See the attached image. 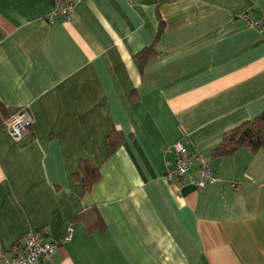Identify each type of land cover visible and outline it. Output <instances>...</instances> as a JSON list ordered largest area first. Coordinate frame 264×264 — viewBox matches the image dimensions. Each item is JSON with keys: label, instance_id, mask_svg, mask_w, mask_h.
I'll return each mask as SVG.
<instances>
[{"label": "crops", "instance_id": "obj_1", "mask_svg": "<svg viewBox=\"0 0 264 264\" xmlns=\"http://www.w3.org/2000/svg\"><path fill=\"white\" fill-rule=\"evenodd\" d=\"M50 10L0 0V110L32 118L16 145L0 112V252L43 228L58 245L36 264H264V150L214 152L242 122L264 127V39L241 18L264 0H78L52 23ZM184 134L217 176L202 189L165 177L164 147ZM83 158L100 171L86 193Z\"/></svg>", "mask_w": 264, "mask_h": 264}, {"label": "built area", "instance_id": "obj_2", "mask_svg": "<svg viewBox=\"0 0 264 264\" xmlns=\"http://www.w3.org/2000/svg\"><path fill=\"white\" fill-rule=\"evenodd\" d=\"M77 2L78 0H50L51 10L46 16L47 21L52 23L59 17L70 20ZM241 18L264 39V12L257 18L245 12ZM31 125L32 118L25 107L15 110L3 123L10 140L16 145L24 144ZM189 145L190 139L184 134L176 142L164 147V153L172 155V159H166L165 177L173 184L189 174L190 183L197 189H202L215 181L217 176L210 162L198 152L190 151ZM192 171H195V174H191ZM71 232L69 228L66 240L70 239ZM57 245V241L49 239L45 229H29L7 253L0 252V264L52 262Z\"/></svg>", "mask_w": 264, "mask_h": 264}, {"label": "trees", "instance_id": "obj_3", "mask_svg": "<svg viewBox=\"0 0 264 264\" xmlns=\"http://www.w3.org/2000/svg\"><path fill=\"white\" fill-rule=\"evenodd\" d=\"M162 22L156 34V38L162 31ZM155 41V40H154ZM155 42L149 47L140 50L136 54V59L142 68L148 60L153 58L157 51L154 46ZM0 112L5 115L2 118V125L4 121L12 114L6 112L1 108ZM121 143L120 132L114 128L110 130L106 137V146L108 155L115 151V149ZM240 148H246L252 153H256L259 150H264V127H263V114L256 116L255 118L246 120L227 131L222 136V139L218 146L215 148L216 155H230ZM74 179L78 180L82 186V192L86 193L90 190L91 186L100 178L99 167L96 166L91 159L83 158L80 162V169L74 174Z\"/></svg>", "mask_w": 264, "mask_h": 264}]
</instances>
